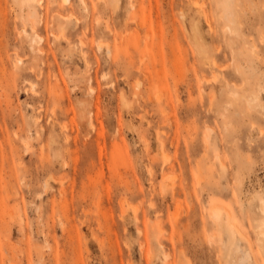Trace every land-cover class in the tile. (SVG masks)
<instances>
[{
    "label": "rangeland",
    "instance_id": "obj_1",
    "mask_svg": "<svg viewBox=\"0 0 264 264\" xmlns=\"http://www.w3.org/2000/svg\"><path fill=\"white\" fill-rule=\"evenodd\" d=\"M193 2L0 0V264H264V0Z\"/></svg>",
    "mask_w": 264,
    "mask_h": 264
},
{
    "label": "bare ground",
    "instance_id": "obj_2",
    "mask_svg": "<svg viewBox=\"0 0 264 264\" xmlns=\"http://www.w3.org/2000/svg\"><path fill=\"white\" fill-rule=\"evenodd\" d=\"M193 1H194V0H192V2H193ZM195 1H196V2H199V0H198V1L195 0ZM194 4H195V2H193V5H194ZM198 4H199V3L195 4V6H196V5L198 6L197 9L199 8V5H200V4H199V5H198ZM200 7H202V6H200ZM200 9H201V8H200ZM202 9H203V8H202ZM200 11H201V10H200ZM203 11H204V9H203ZM221 12H222V13L225 12V13H226V16H230V15H231V12L226 11V7L221 8ZM181 13H182V12H181ZM181 13H180V14H181ZM202 13H203V12H202ZM204 13H205V12H204ZM204 13H203V14H204ZM182 14H183V13H182ZM182 14H181V15H182ZM182 19H183V17H182ZM209 19H210V18H208V21H211V20H209ZM227 22H228V23L231 22V21H230V18L227 19ZM206 23H207V24H210L209 22H206ZM208 26H210V25H208ZM211 27H212V26H211ZM211 27H210V29H211ZM232 33H233V31L230 30V31L228 32V35L226 34L227 36H225V38L228 39V40H233V42H234V38H235V37L233 38ZM194 35H195V34H194ZM194 37H195V36H194ZM243 38H244V37H243ZM193 39H194V38H193ZM195 39H196V37H195ZM195 39H194V40H195ZM236 40L239 41L238 39H236ZM241 40H242V39H241ZM244 40L246 41L245 38H244ZM195 41H196V40H195ZM242 42H243V41H242ZM246 42H247V41H246ZM242 45H243V43H242ZM200 49H201V48H200ZM205 53H206V52H205ZM205 53H204V54H205ZM200 55H201V54H200ZM205 55H207V53H206ZM208 56H209V55H208ZM206 57H207V56H206ZM203 58H204V59H202L201 56H200V61H201V60H206L205 56H204ZM208 58H209V57H208ZM211 59H212V58H210V60H211ZM212 61H213V60H212ZM206 62H208V61H206ZM209 63H210V62H209ZM212 64H214V61H213ZM63 128H65V126H63ZM47 186H48V185H47ZM210 216H211L212 218L216 217V211H215V209H212V212H211Z\"/></svg>",
    "mask_w": 264,
    "mask_h": 264
}]
</instances>
